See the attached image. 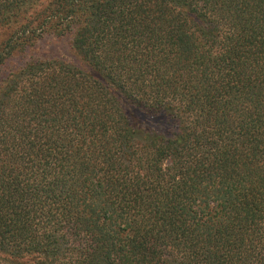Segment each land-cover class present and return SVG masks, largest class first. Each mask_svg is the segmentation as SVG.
I'll return each mask as SVG.
<instances>
[{
	"label": "trees",
	"instance_id": "16d2710c",
	"mask_svg": "<svg viewBox=\"0 0 264 264\" xmlns=\"http://www.w3.org/2000/svg\"><path fill=\"white\" fill-rule=\"evenodd\" d=\"M0 264H264V0H0Z\"/></svg>",
	"mask_w": 264,
	"mask_h": 264
},
{
	"label": "rangeland",
	"instance_id": "374dc122",
	"mask_svg": "<svg viewBox=\"0 0 264 264\" xmlns=\"http://www.w3.org/2000/svg\"><path fill=\"white\" fill-rule=\"evenodd\" d=\"M25 53V54H23ZM21 57L12 58V64L21 65L29 60H61L70 64L79 66L80 60L75 52L71 48V38L61 37L57 38L52 35L44 36L29 49L24 50ZM141 127H156L159 128V124L154 123L148 118H140L139 122Z\"/></svg>",
	"mask_w": 264,
	"mask_h": 264
}]
</instances>
